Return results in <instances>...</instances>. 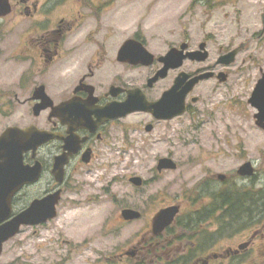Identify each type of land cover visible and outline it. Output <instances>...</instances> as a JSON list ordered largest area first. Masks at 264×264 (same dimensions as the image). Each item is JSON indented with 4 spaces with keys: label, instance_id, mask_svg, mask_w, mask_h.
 I'll list each match as a JSON object with an SVG mask.
<instances>
[{
    "label": "rangeland",
    "instance_id": "obj_1",
    "mask_svg": "<svg viewBox=\"0 0 264 264\" xmlns=\"http://www.w3.org/2000/svg\"><path fill=\"white\" fill-rule=\"evenodd\" d=\"M100 3L101 16L93 33L104 34L113 41L137 34L155 57L183 41L188 40L191 48L205 42L209 59L198 64L185 60L179 69L186 72L213 64L221 53L242 43L245 46L230 65H218L227 73L225 81L208 78L198 83L194 94L199 100L194 103L193 114L161 122L150 132L144 129L148 118L141 113L108 124L98 158L77 172L72 170L56 217L35 228L37 232L26 229L9 244L8 258H18L24 264H113L117 253L150 242L155 236L152 217L160 208L172 204L188 206L203 177L228 173L238 186L252 191L264 188V129L255 124L257 110L248 102L264 73V0ZM70 6V2L64 5L66 9ZM65 10L57 14H68ZM22 23L27 29L30 21L20 20L15 13L5 17V52L0 57V96L4 90L20 100L35 80L43 83L56 67L42 69L41 73L26 72L20 78L26 65L18 44ZM67 80L68 75L63 74L61 81ZM48 81L46 91L51 94L55 87ZM10 98L11 104L6 108L0 105V133L6 125L26 120L27 104ZM141 119L145 121L142 127L133 130ZM166 156L177 167L158 172L157 161ZM246 161L256 170L258 181L254 184H249L248 178L237 177V169ZM132 176L141 177L142 185L132 184ZM209 178L204 182L205 192L210 190ZM123 208L139 210L141 217L123 220ZM66 242L72 245L69 255ZM156 252L162 255V249Z\"/></svg>",
    "mask_w": 264,
    "mask_h": 264
},
{
    "label": "flooded vegetation",
    "instance_id": "obj_2",
    "mask_svg": "<svg viewBox=\"0 0 264 264\" xmlns=\"http://www.w3.org/2000/svg\"><path fill=\"white\" fill-rule=\"evenodd\" d=\"M69 2L71 6L66 9L64 5ZM9 3L11 8L7 15L15 13L20 17V20L30 21L27 29L24 28L23 23L21 24L22 33L18 40L22 59L26 61L20 78H23L26 72L41 73L42 69H49L54 65L56 67L52 71L53 75L50 78H44L43 83L40 80H35L30 91L22 100L17 95L10 96V93L2 89L0 105L4 108L11 104L10 97L28 106L24 122L6 125L4 129L8 126L21 128L34 126L59 134L63 138L70 135L77 150L68 157V161L64 165L63 180L60 183L54 177L52 167L55 157L66 151L63 149L62 139L49 140L39 146L35 152L31 149L23 152V164L32 167L39 163L41 165L40 175L37 180L23 184L16 190L5 188V198L9 201L10 212L8 216L0 220V226L28 208L34 200L42 199L57 191H60L59 203L72 170L77 172L79 168L91 164L98 158V150L104 141L107 125L120 118L99 123L95 109L107 103L122 102L127 96V90L135 88L140 89L148 102H155L163 92L172 87L176 76L184 70L170 69L164 77L149 84V79L162 65L156 57L149 65L132 64L129 61L119 60L118 52L125 40L139 41L144 47L146 44L137 34H132L122 41L118 39L113 41L104 34L93 33L92 31L101 16L102 4L100 0H96V2H92V0H9ZM62 9H66L68 14H57ZM7 15L0 16V57H3L5 52L2 37L7 31V27L3 29L2 26ZM86 30L87 32H83ZM183 42H187L188 49H196L190 47L188 40ZM183 42L174 46L179 48ZM208 59L209 54L206 60L201 62ZM189 61L192 64L200 63ZM218 65L219 63L215 60L211 65L196 66L187 73L194 76L202 72H210L212 74L209 78L219 80L221 70L218 69ZM140 68L143 71H136ZM63 74L68 75L67 83L61 81ZM47 81L53 83L55 87L51 94L46 91ZM40 85L44 86L53 105L72 98L85 103L91 110L89 124H85L76 113H71L69 124H63L56 116L50 115L51 108L42 109L35 115L33 107L41 102L36 94L37 87ZM197 85L185 96L183 114H193L195 111L194 103L199 100L198 96L194 94ZM111 87H116L113 89L116 92L115 95L112 94ZM194 97L197 98L195 102L192 101ZM134 113H141L148 120L145 122L144 119H141L139 125L135 124L132 128L133 130L140 129L144 122V129L147 125H151V130H153L157 124L172 121L182 115L171 119H158L150 112L135 111L123 118ZM31 114L33 118L30 117ZM256 175V170L253 168L252 175L248 177L238 175L237 177L238 179L240 177L248 178V183L254 184L255 180L258 181ZM208 178L199 179L196 184L197 194L188 206L184 208L178 204L179 212L169 226L152 236L147 245L138 243L132 249L114 255L113 264H264V206L259 193L256 195V205L253 201L244 203L242 222L233 229L227 226L232 213L231 186L233 180L228 173L211 176L209 178L211 180L210 190L205 192L204 182L208 181ZM236 182L237 180L234 183ZM191 215H200V217H196L197 226L191 225L192 221L189 219ZM51 219L39 224L21 225L16 234L3 240L0 246V264H24L18 258H8L9 253H6V250H8L9 244L11 242L13 244L15 238L23 234L26 229L36 231L35 228ZM175 222H179V224L174 226ZM66 244L68 246L67 255H69L72 252V245L69 242ZM157 249H162L163 256L156 252ZM98 257L101 256L98 255ZM68 259L66 257V260ZM104 260L109 261V258H104Z\"/></svg>",
    "mask_w": 264,
    "mask_h": 264
},
{
    "label": "water",
    "instance_id": "obj_3",
    "mask_svg": "<svg viewBox=\"0 0 264 264\" xmlns=\"http://www.w3.org/2000/svg\"><path fill=\"white\" fill-rule=\"evenodd\" d=\"M9 0H0V16L7 15L10 12ZM206 43L201 42L196 50H187L186 42L180 44V47H171L168 51L157 57L162 63L156 74L149 79V84L160 77H164L169 69H176L182 66L185 59L204 61L208 57V51L205 48ZM244 47V43L222 53L217 59V63L222 65H230L238 52ZM154 54L147 50L144 45L133 39L124 41L118 52V58L121 61H129L132 64L149 65L154 60ZM210 72H202L197 75L180 71L176 76L174 83L170 89L163 92L161 97L155 102H148L140 89L135 88L127 90V96L122 102L107 103L98 109H95L97 121L104 123L111 119L122 118L135 111H144L152 113L158 119H171L177 115L183 114L185 111V96L190 90L201 80L211 76ZM219 80H226V73L219 72ZM112 94L116 92L111 87ZM37 97L41 99L33 107V113L37 115L42 109L51 108L50 115L56 116L61 123L69 124L71 121V113L77 114L85 124H89V115L91 110L87 108L85 103L76 101L74 98L53 105L52 100L44 90V86L40 85L36 90ZM196 97L192 99L193 102ZM248 102L257 110L254 114L255 124L264 129V73L257 80ZM151 125L145 127L146 131L151 130ZM54 138L62 139L63 151L57 155L54 160L52 172L56 180L60 183L63 180L64 165L68 161V157L76 152L77 147L72 137H62L59 134L38 129L34 126L21 128L18 126H8L0 134V220L9 215V201L5 198V188L16 190L21 185L37 180L40 175L41 165L36 163L29 167L23 164V152L31 149L35 150ZM87 160V159H86ZM176 162L171 157H161L157 161L156 170L176 169ZM237 173L241 176H250L253 174V166L250 161L244 162L238 169ZM221 177V175H219ZM129 181L135 186H140L143 180L139 176H132ZM60 199V191L39 200H34L28 208L20 212L7 223L0 226V246L3 240L16 234L21 225H34L45 222L56 216V204ZM179 212V205L172 204L160 208L152 217V232L158 234L169 226ZM123 220L130 221L141 217V212L133 208H123L121 210Z\"/></svg>",
    "mask_w": 264,
    "mask_h": 264
},
{
    "label": "trees",
    "instance_id": "obj_4",
    "mask_svg": "<svg viewBox=\"0 0 264 264\" xmlns=\"http://www.w3.org/2000/svg\"><path fill=\"white\" fill-rule=\"evenodd\" d=\"M245 188V189H244ZM259 193L263 206H264V188L260 190H250L246 189V187L238 186L234 182L231 186V194H232V213H231V220L230 223L227 224V226H230L231 228L235 229L237 225H240L242 222L243 212H244V203H250L254 202L256 205L257 197L256 195ZM254 195V196H253ZM208 208L206 209L207 213ZM264 211V210H263ZM200 217V215L190 216L191 225L197 226V218ZM176 224H179V222H175L174 226Z\"/></svg>",
    "mask_w": 264,
    "mask_h": 264
}]
</instances>
